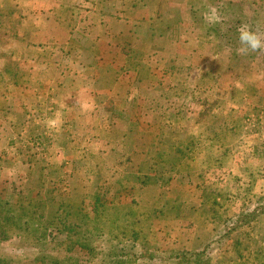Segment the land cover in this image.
Returning <instances> with one entry per match:
<instances>
[{"label": "rangeland", "instance_id": "374dc122", "mask_svg": "<svg viewBox=\"0 0 264 264\" xmlns=\"http://www.w3.org/2000/svg\"><path fill=\"white\" fill-rule=\"evenodd\" d=\"M58 1L71 26L85 6L125 18L137 10L136 0ZM43 2L0 0V202L27 221L0 239V264H172L162 252L195 247L207 264H264V51L237 52L242 27L264 35V0H161L156 34L193 40L194 58L184 52L163 76L148 77L162 86L159 107L153 88L139 90L146 103H121L115 121L77 131L40 114L57 107L52 96L31 111L33 126L25 109L20 122L8 109L1 117L16 84L41 81L42 68L57 64L47 54L59 50L43 42ZM28 65L40 68L35 77ZM138 111L162 124L158 138L141 139L154 142L142 154L130 152V133L143 121L127 131L123 119ZM180 175L197 186L173 184ZM200 197L202 209L189 211ZM251 211L261 213L247 218ZM193 223L203 227L196 244Z\"/></svg>", "mask_w": 264, "mask_h": 264}, {"label": "crops", "instance_id": "0c3cea01", "mask_svg": "<svg viewBox=\"0 0 264 264\" xmlns=\"http://www.w3.org/2000/svg\"><path fill=\"white\" fill-rule=\"evenodd\" d=\"M160 3L161 0H136L135 8L137 10L131 18L119 16L115 12L112 14L100 13L95 7L85 6L87 8L83 9L85 14L71 26L68 20H65L66 5L58 0H45L43 11L46 12L42 14L45 25L40 29L45 39L43 42H47L49 47L54 50H59V53L47 54L57 64L46 65L42 68L41 81L28 78L27 81L18 83L20 85L13 84V88L15 85L14 93L12 91V97L5 103V111L1 113V117L4 118L2 114L8 113L6 112L8 109L14 117L18 115L17 120L20 122L19 119L24 118V114L21 113H24L25 109L30 114H27L30 116L28 120L30 118V121L33 120L31 122V126H33L36 120L31 111L37 105H47L48 97L52 96V102L57 107L53 110L52 107L50 110H46V107L43 106L40 109V114H54L61 125L64 123L61 127L68 128L70 126L76 131L83 130L87 128L86 126L93 125L94 122L115 121L116 117H109V115L121 103L125 105L131 103L132 105L133 100L140 105L146 103V96L139 90L147 88L155 90V104L159 107L158 103L160 105L162 102L158 101L160 97L157 96L159 94L156 90L160 93L162 86H158L156 82L154 85L146 84L148 77L153 76V72L156 78L158 74L163 76L162 73L169 70L170 64H173L184 52H186L184 55L188 57L195 56L196 47L193 40L185 41L184 38H179L169 32L160 36L156 34L155 27L159 23L156 14L161 6ZM120 4L116 1L115 8L122 7ZM74 5L75 8H83L79 4V6ZM69 7L70 13L72 8L70 5ZM54 12L61 16L57 17ZM152 21L153 23H151ZM34 25L32 26L34 30L31 32L36 35L37 29ZM159 41L166 43L159 46ZM53 49L50 51L52 52ZM27 68L30 77L31 74H34L35 77V70L40 69L33 65H28ZM12 73L17 76L18 71H12ZM121 79H123L122 82ZM167 79L169 80L166 84L167 89L171 87L174 91L176 89L174 80L171 83V80ZM110 81L111 86H109ZM161 110L163 109L160 107V113ZM125 112L127 113V110ZM141 113L139 112L135 116L131 112L123 118L124 120L127 118V131L131 123L143 121L142 124L137 123L136 133L134 130L130 133L133 140L137 138L135 143L131 144L130 152L138 154L146 153L154 143L150 141L148 144H142L141 139L148 134H151L153 139L158 138L162 129L161 123H157L152 119L153 117L146 114L142 117L143 113ZM40 114L37 117L41 121ZM210 118L212 123L213 118ZM83 124L85 125L83 126ZM1 127L5 129L6 126L2 125ZM153 130H155V134L152 133ZM76 134L82 135L78 132ZM185 177L176 176L171 181L179 186H186V184L197 186L195 180L191 178L187 180ZM180 192L183 194V191L178 190L176 196L181 197ZM176 196L174 197L176 198ZM166 200L169 201L167 194L163 198V205ZM201 200L202 197L198 200L197 205L190 203L187 209L189 211L191 209L193 213L199 212L202 209L200 208L202 204L199 202ZM192 226L191 244H196L201 240V236H198L196 231L199 230L203 233V227L199 228L196 223H193Z\"/></svg>", "mask_w": 264, "mask_h": 264}, {"label": "trees", "instance_id": "16d2710c", "mask_svg": "<svg viewBox=\"0 0 264 264\" xmlns=\"http://www.w3.org/2000/svg\"><path fill=\"white\" fill-rule=\"evenodd\" d=\"M182 151V154H184L185 158L191 157L192 150L188 151L186 147ZM264 208H262L263 210ZM253 212L249 214L247 218L255 217L254 215L257 216L261 213V211ZM253 215V216H252ZM27 224V221L23 219V214L22 212H14L10 207H7L3 202H0V239L7 238L9 235L15 234L18 232L19 229L23 228ZM236 226V225H235ZM235 226H233L235 228ZM231 227V229H233ZM2 235V236H1ZM71 248V246H70ZM68 248V249H70ZM198 248V249H197ZM205 251V248L199 249V247H195L192 250L189 251H178V250H173L169 252H162L161 254H167L166 256L173 257L175 260L174 263L172 264H207L206 261H202L200 259V256H202L203 252Z\"/></svg>", "mask_w": 264, "mask_h": 264}, {"label": "clouds", "instance_id": "9594fccd", "mask_svg": "<svg viewBox=\"0 0 264 264\" xmlns=\"http://www.w3.org/2000/svg\"><path fill=\"white\" fill-rule=\"evenodd\" d=\"M238 39L241 45L237 49L238 54L247 55L249 52L264 51V35L255 32L246 26L239 30Z\"/></svg>", "mask_w": 264, "mask_h": 264}]
</instances>
